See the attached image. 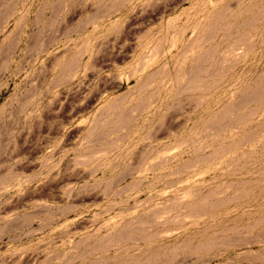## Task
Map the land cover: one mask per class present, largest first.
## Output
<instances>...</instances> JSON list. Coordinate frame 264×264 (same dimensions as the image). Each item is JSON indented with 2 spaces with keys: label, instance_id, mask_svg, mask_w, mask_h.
Here are the masks:
<instances>
[{
  "label": "rangeland",
  "instance_id": "rangeland-1",
  "mask_svg": "<svg viewBox=\"0 0 264 264\" xmlns=\"http://www.w3.org/2000/svg\"><path fill=\"white\" fill-rule=\"evenodd\" d=\"M0 264H264V0H0Z\"/></svg>",
  "mask_w": 264,
  "mask_h": 264
}]
</instances>
